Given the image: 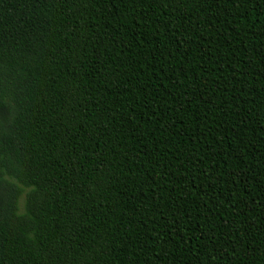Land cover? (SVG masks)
<instances>
[{"label":"trees","instance_id":"obj_1","mask_svg":"<svg viewBox=\"0 0 264 264\" xmlns=\"http://www.w3.org/2000/svg\"><path fill=\"white\" fill-rule=\"evenodd\" d=\"M0 264H264V0H0Z\"/></svg>","mask_w":264,"mask_h":264}]
</instances>
